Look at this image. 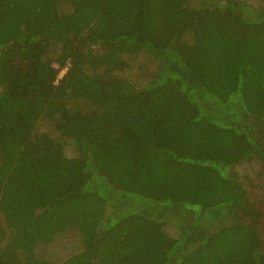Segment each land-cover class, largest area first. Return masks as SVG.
I'll use <instances>...</instances> for the list:
<instances>
[{
    "label": "trees",
    "instance_id": "1",
    "mask_svg": "<svg viewBox=\"0 0 264 264\" xmlns=\"http://www.w3.org/2000/svg\"><path fill=\"white\" fill-rule=\"evenodd\" d=\"M263 127L264 0H0V264H264Z\"/></svg>",
    "mask_w": 264,
    "mask_h": 264
},
{
    "label": "rangeland",
    "instance_id": "2",
    "mask_svg": "<svg viewBox=\"0 0 264 264\" xmlns=\"http://www.w3.org/2000/svg\"><path fill=\"white\" fill-rule=\"evenodd\" d=\"M260 138L264 144V127ZM232 170L249 190L252 208L257 210L258 220L264 225V162L254 156L235 164Z\"/></svg>",
    "mask_w": 264,
    "mask_h": 264
}]
</instances>
